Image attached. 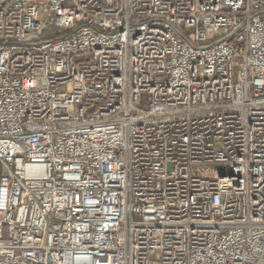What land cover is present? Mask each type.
I'll list each match as a JSON object with an SVG mask.
<instances>
[{"label": "built area", "instance_id": "built-area-1", "mask_svg": "<svg viewBox=\"0 0 264 264\" xmlns=\"http://www.w3.org/2000/svg\"><path fill=\"white\" fill-rule=\"evenodd\" d=\"M0 264H264V0H0Z\"/></svg>", "mask_w": 264, "mask_h": 264}]
</instances>
